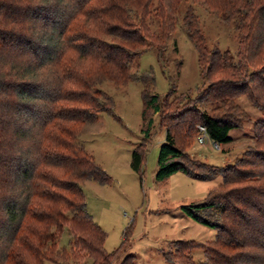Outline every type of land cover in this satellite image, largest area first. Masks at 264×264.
I'll list each match as a JSON object with an SVG mask.
<instances>
[{
	"label": "trees",
	"instance_id": "obj_1",
	"mask_svg": "<svg viewBox=\"0 0 264 264\" xmlns=\"http://www.w3.org/2000/svg\"><path fill=\"white\" fill-rule=\"evenodd\" d=\"M181 1L157 0L160 33L154 40L158 42L147 44L152 38L144 22L152 0H0V264H61L69 258L72 263L90 258V264H134V255L123 256L128 230L120 245L108 253L105 232L85 209L81 185L86 181L109 184L111 177L77 138L82 125L112 111L111 96L97 84L136 80L146 87L153 82L148 72L131 73L130 63L152 45H165L174 27L169 16ZM199 2L240 33L234 62L228 50L207 49L197 16L193 9L186 11V36L196 50L202 76L210 81L199 102L243 94L264 111V1ZM240 73L244 78L236 75ZM147 96L144 88L143 142L132 148L129 165L140 173L154 123L152 117L146 119L150 110L158 114L157 124L164 129L156 161L158 181L176 172L195 176L187 167V149L196 139L197 124L216 143L229 142L228 132L239 127L230 118L203 110L189 118L184 115L191 111H184L177 122V114L167 117L161 111L164 107L157 95ZM178 128L181 140L175 133ZM254 130L260 147L249 151L254 160L250 167L264 164V118ZM245 166L209 167L206 174L196 176L210 179L223 173L222 184H228L225 171H234L237 185L216 195L210 191L205 201L181 206L189 218L213 228L215 236L207 243L174 240L175 253H164L165 260L264 264V182L238 185L239 178H249ZM208 208L223 216L221 222L200 214ZM65 230L68 248L57 249ZM193 249H200L203 258L194 261ZM55 251L58 258L53 257Z\"/></svg>",
	"mask_w": 264,
	"mask_h": 264
},
{
	"label": "rangeland",
	"instance_id": "obj_2",
	"mask_svg": "<svg viewBox=\"0 0 264 264\" xmlns=\"http://www.w3.org/2000/svg\"><path fill=\"white\" fill-rule=\"evenodd\" d=\"M199 1L182 0L177 11L169 16V23L174 22V27L165 45L161 48L152 45L132 59L130 72L137 75L150 73L153 77L151 84L143 87L136 80L124 84L105 80L96 85L111 96L112 111L99 113L96 121L82 125V132L77 138L93 156L94 162L111 177L109 184L86 181L81 185L85 209L105 232L104 249L108 253L120 245L124 238L123 232L128 230L123 256L126 253L134 255V264H176L163 258L164 253H175L174 240L200 243L213 240V228L194 221L181 210L183 205L205 201L209 198L207 193L210 191L216 195L237 185L234 171H221L228 174V184H222L223 173L210 179L196 177L206 174L207 168L228 165L239 168L246 164L245 167L250 171L247 174L249 178L244 180L240 176L238 185H243L244 181H251L254 185L262 179L264 182V164L256 162L254 166H249L254 161L249 151L260 147L255 139L254 129L257 128V121L264 118V111L252 105L243 94L231 99L199 102L210 81L202 76L196 50L186 36L183 24L186 11L188 8L191 11L193 9L197 16L208 50L215 47L220 51L228 50L233 61L237 62L240 38V33L233 28L231 22L224 21L222 15L215 16L200 5L202 3ZM156 2L157 0H152L145 17L144 25L152 38L146 41L147 44L151 41L158 42L154 37L160 33V20L155 16ZM105 39L110 41L109 38ZM236 75L244 78L243 73ZM144 88L148 96H158L160 106L164 107L161 111L167 117L177 114V122L180 113L184 111H191L184 115V118H189L194 112L203 110L214 116L230 118L239 127L228 132L229 142L217 143V150L210 141L200 145L194 139L187 149V167L195 176L176 172L158 181L155 179L156 161L159 146L164 141V129L157 124L158 114L146 110V119L152 117L154 123L145 143L140 173H135L129 162L132 148L143 142L141 112L144 108ZM179 131L180 128L175 130L178 138L182 136ZM247 192L251 193L249 190ZM200 214L208 220L218 222L223 217L211 208L202 210ZM68 240L69 235L65 230L57 242V249L63 246L68 248ZM190 254L194 261L203 258L200 249H193ZM53 257L58 258L59 254L55 251ZM60 262L90 264L91 260L86 258L79 263H72L69 258Z\"/></svg>",
	"mask_w": 264,
	"mask_h": 264
},
{
	"label": "built area",
	"instance_id": "obj_3",
	"mask_svg": "<svg viewBox=\"0 0 264 264\" xmlns=\"http://www.w3.org/2000/svg\"><path fill=\"white\" fill-rule=\"evenodd\" d=\"M196 127H197V135H196V139H195L196 142L200 145H204L206 142L210 141L213 148H215L217 150L219 148L218 144L209 138V136L205 130V127L202 124H199Z\"/></svg>",
	"mask_w": 264,
	"mask_h": 264
},
{
	"label": "crops",
	"instance_id": "obj_4",
	"mask_svg": "<svg viewBox=\"0 0 264 264\" xmlns=\"http://www.w3.org/2000/svg\"><path fill=\"white\" fill-rule=\"evenodd\" d=\"M93 157V156H92Z\"/></svg>",
	"mask_w": 264,
	"mask_h": 264
}]
</instances>
